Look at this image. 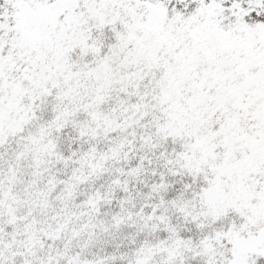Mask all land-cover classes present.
Masks as SVG:
<instances>
[{"label":"snow or ice","instance_id":"snow-or-ice-1","mask_svg":"<svg viewBox=\"0 0 264 264\" xmlns=\"http://www.w3.org/2000/svg\"><path fill=\"white\" fill-rule=\"evenodd\" d=\"M0 264H264V0H0Z\"/></svg>","mask_w":264,"mask_h":264}]
</instances>
